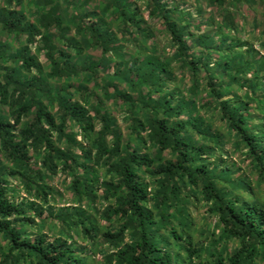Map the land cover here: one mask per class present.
Segmentation results:
<instances>
[{"label": "trees", "instance_id": "obj_1", "mask_svg": "<svg viewBox=\"0 0 264 264\" xmlns=\"http://www.w3.org/2000/svg\"><path fill=\"white\" fill-rule=\"evenodd\" d=\"M0 264H264V0H0Z\"/></svg>", "mask_w": 264, "mask_h": 264}, {"label": "rangeland", "instance_id": "obj_2", "mask_svg": "<svg viewBox=\"0 0 264 264\" xmlns=\"http://www.w3.org/2000/svg\"><path fill=\"white\" fill-rule=\"evenodd\" d=\"M199 226H200V224H199V223H197V224H196V226H195V227H196V229H197V228H198V229H200V228H199Z\"/></svg>", "mask_w": 264, "mask_h": 264}]
</instances>
